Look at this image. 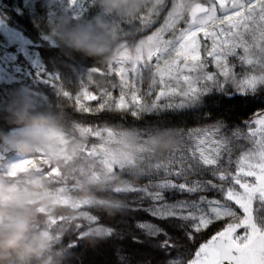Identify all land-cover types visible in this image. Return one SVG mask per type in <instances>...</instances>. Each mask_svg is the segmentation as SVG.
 <instances>
[{"label":"snow or ice","instance_id":"snow-or-ice-1","mask_svg":"<svg viewBox=\"0 0 264 264\" xmlns=\"http://www.w3.org/2000/svg\"><path fill=\"white\" fill-rule=\"evenodd\" d=\"M65 3L73 19L82 18L91 7L90 0H48L47 19ZM113 23L126 38L143 37L151 51L135 64L116 61L110 67L109 76L118 82L109 93L111 106L84 87L86 75H103L104 70L74 61H67L71 69L61 70L55 63L58 51L44 53L53 57L51 70L40 49L25 53L27 64L20 75L37 89L74 100L81 116H158L179 132L181 143L143 177V183L127 189L135 197L129 213L150 219L130 220L134 226L127 233L99 218L91 221L107 229L106 239L89 248L82 235H74L67 242L76 254L72 264H90V251L126 236L140 248L162 253L160 264H264V106L236 121L212 115L223 105L234 107L233 102L259 100L264 105V0H157L155 11ZM42 39L56 49L48 34ZM9 67L16 65L6 63L0 78H12ZM66 80L78 85L76 92L68 90ZM128 84L139 89L131 94L132 103L126 95ZM82 94L95 102L84 111ZM145 97L151 102L145 103ZM185 113L198 114L201 125L185 130L163 118ZM117 255L120 264H133L119 249Z\"/></svg>","mask_w":264,"mask_h":264},{"label":"trees","instance_id":"trees-1","mask_svg":"<svg viewBox=\"0 0 264 264\" xmlns=\"http://www.w3.org/2000/svg\"><path fill=\"white\" fill-rule=\"evenodd\" d=\"M47 3L48 0H0V69L6 63L16 65L14 69H8L11 79L0 78V194L12 187L26 189L18 190L23 195L18 203H3V198H0V214L4 220L0 226L6 227L13 219L24 220L28 224L20 255L14 253L0 260V264H72L76 254L67 242L74 235H82L83 243L89 248L106 239L107 229L95 226L91 221L99 218L102 224L115 225L127 233L134 226L130 220L150 219L143 213H129L130 203L135 197L128 195L127 189L131 185L143 183V177L150 175L155 165L181 143L179 132L174 127L165 126L166 122L158 116L135 120L125 112L95 118L81 116L75 111L74 100L65 99L62 94L58 95L43 87L37 89L31 81L20 75L27 64L25 53L40 49L41 58L51 70L53 57L45 56L44 53L58 51L60 58L55 63L61 70L73 67L67 61L104 70L103 75H86L84 87L89 90V94L93 91L100 94L101 102L111 106L113 101L109 93L114 85L118 86V82L109 76V69L114 62L119 61L114 60L116 52L120 45H124L134 53L135 47L143 41V37L139 36L126 38L113 20H126L140 13H151L157 7V0H90L89 11L80 19H73L66 3L55 8L51 18L47 19ZM44 34H48L55 50L42 39ZM84 37L88 38L85 45H92L102 51L89 54L86 46H78ZM143 57H147L144 52L135 63ZM122 63L127 64L128 61ZM134 80L139 82L141 77L136 75ZM142 80L147 87L148 75L145 74ZM65 85L72 92L78 89V85L69 80L65 81ZM138 90L131 84L127 85L129 103H132L131 94ZM80 99L81 111L90 106L88 103L95 104L88 102L83 94ZM150 102L151 98L145 97V103ZM233 103L234 107L223 105L213 109L212 115L224 114L230 121H236L246 118L258 106H264L259 100L248 104ZM92 107L93 111L98 110ZM163 118L185 130L196 128L202 123L196 113ZM26 128L48 129L60 136L62 141L81 144L84 150L96 154H107L115 162L105 177L98 176L87 183H79V188L76 185L62 188L68 190L66 193L70 196L86 200L78 207L58 203L59 200L54 201L52 195L46 201L40 198L36 201L39 191L46 190L53 194L61 185L76 183L70 180L66 184L32 182L41 179L42 172H20L14 177L7 175V162L16 153L8 143L15 139L12 131ZM18 151L24 153V150ZM25 158L28 163H33V158L36 161L44 160V167H38V171L43 170L47 175L53 169L58 172L61 166L57 158H45L37 149L28 151ZM54 178L58 176L54 174ZM30 198L35 199L36 203ZM49 202L52 204L49 205ZM81 226L84 231H81ZM37 243L43 246V250L33 254ZM117 249L121 255L130 256L133 264L146 259H151L153 264H160L164 259L162 253L140 248L127 236L123 240L109 239L95 251H90L86 259L90 264H120Z\"/></svg>","mask_w":264,"mask_h":264},{"label":"rangeland","instance_id":"rangeland-1","mask_svg":"<svg viewBox=\"0 0 264 264\" xmlns=\"http://www.w3.org/2000/svg\"><path fill=\"white\" fill-rule=\"evenodd\" d=\"M150 51V45L144 40L141 41L137 45V47H135L134 53L128 50L124 45H120L116 52L114 60H119L121 62L128 61V63L131 62L133 64L142 56L143 52L148 55ZM22 130L24 129H16L12 131V135L13 137H15V139L8 142L16 151L15 155L7 162L6 169L8 176L14 177L18 173H24L26 171L35 174L37 172H42V178L38 180L34 179L32 180V182L36 184L42 182H58L61 184V182H63L66 184L70 180L73 183H76L70 186L61 185V187H59L53 194H49L46 190L39 191L36 201H38L39 198L43 201H46L47 197H50V195H52L55 198L54 201L59 200L58 203H62L64 205H69L72 207H78L83 202H86V200L74 198L66 193L68 190L65 191L62 188L72 187L74 185H76V188H79V183H84L85 181L87 183L88 181H92L95 177L98 176L105 177L108 172H110L112 163L115 162V159L111 156H108L107 154H96L95 152H90L87 149L84 150V147L81 144H69L68 141H62L60 139V136L55 133H53L52 137L45 144L38 146H33L30 144L23 149L24 153L19 152L18 150H20L21 148L15 145H17V143L21 140L20 133L22 132ZM36 149L38 150V152L42 153L45 158H57L59 160L58 164H61V166L58 168V172L56 171L55 173L58 178L55 179L54 174L47 175L45 172H43V170L38 171V167H44V160L36 161L33 158L34 162L28 163L25 158V154L28 151L32 152ZM21 161H25L26 163H24L20 167H14L15 165L20 164ZM6 190L7 191L5 193L0 194V198H3V203L5 202L14 204L20 202V199L23 196L18 190L26 189H17L16 187H12L7 188ZM29 200L34 201L33 203H36L35 199L33 198H30ZM48 204L51 205L52 203L49 202ZM2 216L3 215L0 214V222L4 221Z\"/></svg>","mask_w":264,"mask_h":264},{"label":"clouds","instance_id":"clouds-1","mask_svg":"<svg viewBox=\"0 0 264 264\" xmlns=\"http://www.w3.org/2000/svg\"><path fill=\"white\" fill-rule=\"evenodd\" d=\"M123 2V0H119ZM87 37L78 42V46H86L89 54H98L102 49L95 48L92 45H85ZM53 133L44 128H27L20 133L21 140L17 143V147L23 150L28 145L38 146L45 144ZM28 231V224L24 220L13 219L6 227L0 226V260L7 259L12 254L20 255L23 246L25 233ZM43 250V246L37 243L36 248L32 250L33 254H39Z\"/></svg>","mask_w":264,"mask_h":264}]
</instances>
